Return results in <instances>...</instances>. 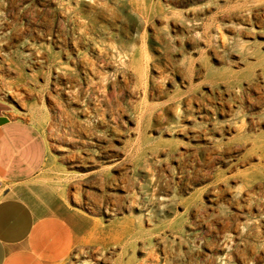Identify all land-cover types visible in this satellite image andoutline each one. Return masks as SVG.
<instances>
[{
  "label": "rangeland",
  "instance_id": "rangeland-1",
  "mask_svg": "<svg viewBox=\"0 0 264 264\" xmlns=\"http://www.w3.org/2000/svg\"><path fill=\"white\" fill-rule=\"evenodd\" d=\"M0 58L64 264H264V0H0Z\"/></svg>",
  "mask_w": 264,
  "mask_h": 264
},
{
  "label": "crops",
  "instance_id": "crops-1",
  "mask_svg": "<svg viewBox=\"0 0 264 264\" xmlns=\"http://www.w3.org/2000/svg\"><path fill=\"white\" fill-rule=\"evenodd\" d=\"M47 155L42 131L0 101V264H64L81 241L45 175Z\"/></svg>",
  "mask_w": 264,
  "mask_h": 264
},
{
  "label": "bare ground",
  "instance_id": "bare-ground-1",
  "mask_svg": "<svg viewBox=\"0 0 264 264\" xmlns=\"http://www.w3.org/2000/svg\"><path fill=\"white\" fill-rule=\"evenodd\" d=\"M94 22V21H93ZM0 59H2V58H0ZM41 66V65H40ZM99 249V248H98ZM106 255V254H105Z\"/></svg>",
  "mask_w": 264,
  "mask_h": 264
}]
</instances>
